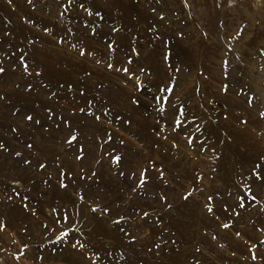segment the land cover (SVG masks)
<instances>
[{
  "label": "rangeland",
  "instance_id": "obj_1",
  "mask_svg": "<svg viewBox=\"0 0 264 264\" xmlns=\"http://www.w3.org/2000/svg\"><path fill=\"white\" fill-rule=\"evenodd\" d=\"M0 264H264V0H0Z\"/></svg>",
  "mask_w": 264,
  "mask_h": 264
},
{
  "label": "snow or ice",
  "instance_id": "obj_2",
  "mask_svg": "<svg viewBox=\"0 0 264 264\" xmlns=\"http://www.w3.org/2000/svg\"><path fill=\"white\" fill-rule=\"evenodd\" d=\"M29 119H31V117H29ZM227 227V225H225Z\"/></svg>",
  "mask_w": 264,
  "mask_h": 264
}]
</instances>
